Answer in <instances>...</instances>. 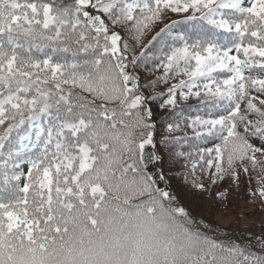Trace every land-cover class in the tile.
<instances>
[{
  "label": "snow or ice",
  "instance_id": "snow-or-ice-1",
  "mask_svg": "<svg viewBox=\"0 0 264 264\" xmlns=\"http://www.w3.org/2000/svg\"><path fill=\"white\" fill-rule=\"evenodd\" d=\"M169 172L264 203V0H0V264H264Z\"/></svg>",
  "mask_w": 264,
  "mask_h": 264
},
{
  "label": "trees",
  "instance_id": "trees-1",
  "mask_svg": "<svg viewBox=\"0 0 264 264\" xmlns=\"http://www.w3.org/2000/svg\"><path fill=\"white\" fill-rule=\"evenodd\" d=\"M168 176L179 202L193 216L227 229L229 238L237 240L246 247L255 251L261 250L256 247L254 238L260 236L264 230V203L258 198L250 197V192L257 186L254 179L249 184L248 179L242 177L239 187L230 186L225 182L221 190L227 191L228 198L218 204L215 191L209 197L205 193L190 189L179 174L173 176L169 172ZM223 235L221 233L222 237Z\"/></svg>",
  "mask_w": 264,
  "mask_h": 264
}]
</instances>
